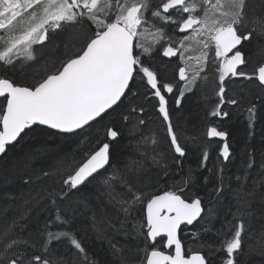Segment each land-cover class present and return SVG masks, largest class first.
Listing matches in <instances>:
<instances>
[{"label":"snow or ice","instance_id":"6c2138e0","mask_svg":"<svg viewBox=\"0 0 264 264\" xmlns=\"http://www.w3.org/2000/svg\"><path fill=\"white\" fill-rule=\"evenodd\" d=\"M246 7L247 0H159L156 4L153 0H0V67L6 71L35 66L41 49L62 35L70 33L73 40L79 41L76 52L57 66L45 64L42 74L31 84L0 77V157L6 155L9 146L14 147L32 132L52 135L47 130H55V134L66 138L88 133L106 114L122 107L129 96L139 98L133 91L139 78L147 92L158 99V112L167 122L170 148L179 163L178 158L185 157L186 150L173 131L164 95L171 94L174 85L161 82L142 57L150 56L156 45L162 48L164 57H178L183 65L178 68L179 80L183 82L181 98L184 90L192 92L198 81L207 79L210 64H214L219 102L211 115L226 117L228 113L221 110L222 106L238 103L235 99L226 100L229 79H255L264 86V65L253 75L242 67L248 62L245 42L254 33L264 36V22L259 29L255 25L247 29ZM193 52L198 54L192 55ZM176 103L179 106L180 99ZM139 111L142 113L143 108ZM248 111L250 117L255 116V106ZM139 124H145L142 117ZM107 135L116 140L118 132L108 128ZM206 135L221 140L227 136L214 126L208 128ZM148 139L151 138L143 142L146 144ZM111 156L110 144L105 142L66 177L58 169L63 186L58 197L51 199L56 211L54 220L46 223L45 231L34 241L11 231L0 232V264H63L61 258H49L53 241L61 240L77 250L79 264H92L69 227L70 219L55 205L57 198L63 200L80 193L93 182H99L108 203L126 216L142 213L144 223L140 229L149 242L142 264H208L201 253L186 252L179 237L181 225L193 226L204 218L202 214H207L202 199H185L176 191L148 195L137 187L143 171L141 161L133 159L116 166ZM220 156L225 162L230 160L227 142ZM207 160L205 150L202 163L206 165ZM152 161L157 166L165 163L158 153ZM252 166L253 161H249L248 167ZM221 191L222 187L213 189L217 196ZM243 231L240 221L231 238L222 241L224 264H238ZM30 248H38L41 254L30 253Z\"/></svg>","mask_w":264,"mask_h":264},{"label":"trees","instance_id":"16d2710c","mask_svg":"<svg viewBox=\"0 0 264 264\" xmlns=\"http://www.w3.org/2000/svg\"><path fill=\"white\" fill-rule=\"evenodd\" d=\"M262 12L255 17L247 14L248 20L258 29L264 22V10ZM67 35L54 39L57 49L53 59L63 58L76 46V43L70 46L72 36ZM244 52L248 57L245 70H252L264 62V36L254 33L245 44ZM49 56L46 54L42 59L44 65L48 64ZM152 67L158 73L169 69L165 75L160 73L162 80L174 77L175 67L169 61L154 59ZM42 71L32 69L21 74L0 67V76L18 83H30ZM230 85L233 88L229 90ZM217 87L213 76L212 81L197 90L181 110L171 107L174 132L186 150L185 157L178 158L179 163L175 162L176 154L170 148L167 126L157 113V103L139 80L133 88L139 98L129 96L122 107L106 115L88 133L66 138L49 130L52 135L36 131L20 140L0 160V232L11 231L22 239L36 240L45 231L46 223L54 220L56 215L51 199L58 197L63 186L57 170L66 177L75 162L82 163L95 147L108 143L107 130L112 128L118 132V139L111 144L112 163L123 166L135 159L143 165L137 187L148 195L176 191L177 194L183 192L185 199H202L207 214L190 230L195 237L194 234L181 235L186 252H200L208 264H224L226 253L222 250V241L231 238L236 225L243 221L242 250L236 257L238 264H264V89L253 80L240 81V90L237 82L229 84L226 97L238 103L226 108L225 120H218L210 118L208 113L216 105ZM253 106L255 116L250 117L248 110ZM132 108L137 111L132 112ZM140 108H143L142 113ZM141 117L145 120L144 125L139 124ZM236 121H240V135L235 131ZM209 122L228 135L231 156L226 163L219 156L218 145L206 138ZM145 138L151 139L145 144ZM236 143H240L239 148ZM55 149L61 150L52 164L50 153ZM205 150L208 152L206 165L202 163ZM39 151L48 153V161L37 156ZM26 153L29 155L24 157ZM157 153L165 161L161 166L152 161V156ZM249 161H253L251 168ZM44 172L52 175L44 176ZM53 175L60 176V181L49 186L47 182ZM26 180L29 182L25 183ZM184 181L187 183L183 184ZM217 187H222L218 196L213 192ZM212 203H217L216 209L211 208ZM55 208L70 219L69 227L92 264H142L145 260L149 242L140 229L144 223L142 213L138 211L126 216L109 204L99 182H93L82 192L63 200L57 198ZM29 252L41 254L38 248H30ZM52 257L61 258L63 264H79L77 250L68 241H53L49 252V258Z\"/></svg>","mask_w":264,"mask_h":264},{"label":"flooded vegetation","instance_id":"af4514ba","mask_svg":"<svg viewBox=\"0 0 264 264\" xmlns=\"http://www.w3.org/2000/svg\"><path fill=\"white\" fill-rule=\"evenodd\" d=\"M159 2V0H153V4H156V3H158ZM164 27H167V26H164ZM178 35H182V34H178ZM65 36H68L67 34L66 35H62L61 37H65ZM247 43V42H246ZM76 45H78V43H76ZM36 47H41V46H36ZM74 49H72V52L71 53H69V54H66V56H64L63 58H61V59H53V55H54V52L56 51V47H55V41L53 40L50 44H48V46L47 47H44V48H42L41 49V51L38 53V56H39V59L41 60V61H39L35 66H33V67H25L24 68V70L23 71H21V70H19V69H12V70H14V71H17L18 73H21V74H24L25 72H28V71H30V70H32V69H42L43 70V68H44V61H42V59L44 58V56L46 55V54H50V56H49V61H48V64H50V65H52V66H57L58 65V63L62 60V59H65L67 56H69V55H72L74 52H76L77 51V47L75 46V47H73ZM50 49H51V52H50ZM49 50V51H48ZM48 51V52H47ZM58 54V53H57ZM157 55V57L155 58V56ZM151 57H153L154 59H157V58H159V59H161V60H166V61H169V62H171L172 63V65L175 67V74H174V77L170 80L169 78H164L163 80L162 79H160L159 77H161V74L160 73H162L163 75H165V73H168V71H169V69H164L163 71H161L160 73H158V71L156 70V68H154V67H152V64L154 63V61L152 62L151 60L152 59H150ZM145 61H146V63L154 70V71H156L157 72V74H158V78L161 80V82H169V83H172L173 85H174V90H173V92L171 93V94H169V93H164V95H165V97H166V100H167V109H168V111H169V113H171V107L173 106L175 109H177L178 111L179 110H181V108L184 106V103L186 102V101H188L192 96H195V94L197 93V90H200L201 88H203L204 86H207L208 85V83H210V81H212V77L214 76V79H215V81H216V84L218 85V74L216 73V72H213V67L212 66H210V69H209V71H208V73H207V79L206 80H201L199 83H198V87L197 88H195L192 92H188V91H186V90H184V95H183V97L181 98L180 97V92H181V90H182V86H183V82L182 81H180L179 80V75H178V68L180 67V66H183L182 64H181V62H180V60L178 59V57H173V58H168V57H164L163 55H162V48L159 46V47H157V49H156V51H152V55L150 56V57H148V56H143L142 57ZM264 63V62H263ZM262 63V65H264ZM47 64V65H48ZM261 65V66H262ZM247 66V65H246ZM245 66V67H246ZM246 68H244V70H245ZM26 74V73H25ZM159 74H160V76H159ZM0 77H2V76H0ZM240 78L241 77H237V78H231V79H229L227 82H226V85H227V87H228V83L230 84V83H233V82H237V84H238V87H239V90H240ZM12 79V78H11ZM137 80H139V78L137 79ZM256 83H257V85H258V81H256L255 79H253ZM34 82V80L32 81V82H30V83H19V84H31V83H33ZM18 83V82H17ZM203 86V87H202ZM226 87V90L228 89ZM218 91V90H217ZM149 94V93H148ZM149 96H150V98L152 99V100H155L156 101V103H157V113H159L158 112V99L157 98H155V97H152L150 94H149ZM216 99H217V101H216V105H215V107L213 108H211L209 111H208V113H210L209 115L211 116V118L213 119L214 117H216L218 120H225L226 118H227V116L226 117H222V116H212L211 115V113H212V111H214L215 109H216V106H217V104H218V102H219V97L217 96V92H216ZM177 99H180V104H179V106H177V103H176V101H177ZM226 100H228L227 99V97H226ZM231 106V104H228V103H225L223 106H222V111H224V112H226L227 111V107L228 106ZM107 115V114H106ZM161 115V114H160ZM161 117H162V115H161ZM163 118V117H162ZM165 123H167V122H165ZM171 124H172V122H171ZM214 125L213 124H211L210 126H208L207 127V130H208V128L209 127H213ZM173 127V126H172ZM215 127V126H214ZM219 131H221L218 127H216ZM173 131H174V129H173ZM228 136V135H227ZM206 138H207V140L209 141V142H212V143H216L217 145H218V148H219V156H220V150L222 149V147H223V144L224 143H222V142H219V141H217V140H214V138H208L207 136H206ZM227 143L229 144V140L227 139ZM112 144V143H111ZM111 144H110V151H111ZM99 147H101V146H99ZM230 153H231V151H230ZM221 157V156H220ZM1 160V159H0ZM224 163H226L225 161H224ZM178 194H180L181 196H182V198H185L184 197V193L183 192H179ZM202 205H203V203H202ZM203 207H204V205H203ZM204 216H205V214H204ZM203 216V217H204ZM202 220V219H201ZM200 220V221H201ZM199 221V222H200ZM199 222H197L195 225H197ZM194 225V226H195ZM194 226H192V227H183V228H181V235H185V236H190V235H193L194 233L192 232V231H190L191 229H193L194 228ZM207 260V259H206ZM208 261V260H207Z\"/></svg>","mask_w":264,"mask_h":264},{"label":"rangeland","instance_id":"374dc122","mask_svg":"<svg viewBox=\"0 0 264 264\" xmlns=\"http://www.w3.org/2000/svg\"><path fill=\"white\" fill-rule=\"evenodd\" d=\"M264 10V0H247V7H246V13L248 14V17H255V16H258V15H261V14H263V11ZM248 17H247V19H246V23H247V29H251V28H253V26L254 25H256L255 23H253V22H250L249 20H248ZM167 28V27H166ZM247 29H242V31H246ZM75 43H79V41H75V40H73V38L71 39V40H69V44H70V46H73ZM157 47H159V45H156L155 47H154V50H153V52L154 51H156V49H157ZM50 52H51V49H50ZM192 55H196V54H198V53H196V52H193V53H191ZM48 55V54H47ZM151 55H152V52H151ZM150 55V56H151ZM49 56V55H48ZM147 56V55H146ZM150 56H148V57H150ZM150 59H152L151 61L153 62L154 61V58L153 57H151ZM46 62H48L47 60H46ZM193 63H194V61H193ZM263 63V62H262ZM262 63H260L259 65H257L254 69H252V70H245V72L246 73H248L249 75H253L255 72H256V70L258 69V67L259 66H261L262 65ZM264 64V63H263ZM210 66H212L213 67V72H215V65L214 64H210ZM209 69H210V67H209ZM209 69H208V71H209ZM204 81V80H203ZM240 81H246V82H249V81H251V80H245V79H240ZM254 81V80H253ZM200 81H198V83H199ZM255 82V81H254ZM256 83V82H255ZM231 84V83H230ZM257 84V83H256ZM228 85H229V83H228ZM226 87H227V85H226ZM215 88H216V85H215ZM228 88V87H227ZM217 90H218V87H217V89L215 90V94L214 95H216V92H217ZM230 100V99H229ZM169 116H170V113H169ZM170 121H171V116H170ZM165 122V121H164ZM166 124V126H167V123H165ZM236 145L238 146V148L240 147V143H236ZM98 148H99V146H97V147H95L94 149V151H96V150H98ZM60 150L61 149H55V150H53V151H51V155H52V164H54L55 162H54V157L60 152ZM156 152H157V150H156ZM25 155V156H24ZM23 156L24 157H27L29 154H24ZM37 156L38 157H40V158H44V159H46V161H48V153L47 154H44V152H38L37 153ZM79 163L80 162H75L74 163V165L72 166V168L70 169V172H71V170L72 169H74V168H76V167H78V165H79ZM56 167H60V165H57L56 164ZM49 169V168H48ZM63 175H64V173H62ZM61 176V175H60ZM60 176H57V175H53L52 177H51V179H49L48 180V182H47V184L49 185V186H52V185H54V184H56L58 181H60ZM240 195V194H239ZM240 197V196H239ZM191 252H193V253H195V252H198V251H191ZM200 253V252H199Z\"/></svg>","mask_w":264,"mask_h":264},{"label":"water","instance_id":"95a60500","mask_svg":"<svg viewBox=\"0 0 264 264\" xmlns=\"http://www.w3.org/2000/svg\"><path fill=\"white\" fill-rule=\"evenodd\" d=\"M183 35V34H182ZM173 58V57H172ZM242 67H245V66H242ZM261 87H263L264 88V86H261ZM49 131H52V132H54L55 133V130H49ZM61 135V134H60ZM118 139V136H117V138H116V140ZM227 139H228V136H226V140H221L220 138H214V140H217V141H219V142H222V143H225L226 141H227ZM116 140H111V138L110 137H108V141H109V143L111 144V143H113V142H115ZM10 148L11 147H13V146H9ZM4 156H2V157H0V159H2ZM202 216H203V214H202ZM197 223V222H196ZM196 223H194V225L196 224ZM193 225V226H194ZM185 225H181V228L182 227H184ZM189 227H192V226H189ZM180 231H181V229H180ZM180 233V232H179Z\"/></svg>","mask_w":264,"mask_h":264},{"label":"bare ground","instance_id":"6f19581e","mask_svg":"<svg viewBox=\"0 0 264 264\" xmlns=\"http://www.w3.org/2000/svg\"><path fill=\"white\" fill-rule=\"evenodd\" d=\"M245 44H246V42H245ZM259 86H260V85H259ZM260 87H261V86H260ZM232 88H233V86L230 85V86H229V90L232 89ZM261 88H263V87H261ZM263 89H264V88H263ZM209 117L211 118V116H209ZM210 123L212 124V122H209V125H208V126L211 125ZM236 123H237V124H234L235 127H236V130H235V131L240 135V121H236ZM248 133L251 134L250 132H248ZM210 206H211L212 209H216L217 203H214V204L212 203ZM255 211H256V210H255ZM203 216H204V214H203Z\"/></svg>","mask_w":264,"mask_h":264}]
</instances>
